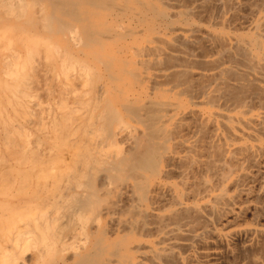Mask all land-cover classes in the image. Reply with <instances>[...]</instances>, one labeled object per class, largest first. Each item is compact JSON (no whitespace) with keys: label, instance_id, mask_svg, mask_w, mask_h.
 Returning a JSON list of instances; mask_svg holds the SVG:
<instances>
[{"label":"bare ground","instance_id":"obj_1","mask_svg":"<svg viewBox=\"0 0 264 264\" xmlns=\"http://www.w3.org/2000/svg\"><path fill=\"white\" fill-rule=\"evenodd\" d=\"M0 264H264V0H1Z\"/></svg>","mask_w":264,"mask_h":264},{"label":"rangeland","instance_id":"obj_2","mask_svg":"<svg viewBox=\"0 0 264 264\" xmlns=\"http://www.w3.org/2000/svg\"><path fill=\"white\" fill-rule=\"evenodd\" d=\"M0 2H1V0H0Z\"/></svg>","mask_w":264,"mask_h":264}]
</instances>
